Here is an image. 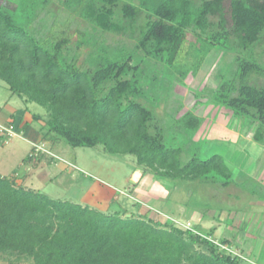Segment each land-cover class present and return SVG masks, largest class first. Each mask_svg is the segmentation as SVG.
Wrapping results in <instances>:
<instances>
[{"label": "trees", "instance_id": "trees-1", "mask_svg": "<svg viewBox=\"0 0 264 264\" xmlns=\"http://www.w3.org/2000/svg\"><path fill=\"white\" fill-rule=\"evenodd\" d=\"M52 4L0 0V79L13 95L49 111L52 147L101 144L113 155L135 156L144 174L173 190L169 205L179 202L202 218L215 211L220 220L230 211L223 197L240 198L234 190L264 203L263 184L236 183L225 157L210 152L212 141L197 139L206 119L185 110L176 92L213 51L222 53L228 67L195 92L196 104L206 100L203 106L217 109L215 120L231 115L234 123L250 122L254 141L264 143V83L258 82L264 69L243 58L264 43V0ZM101 33L135 46H112ZM131 215L54 200L0 175V255H23L32 264H241L197 251L195 244L210 243L215 228L183 232L171 217Z\"/></svg>", "mask_w": 264, "mask_h": 264}, {"label": "rangeland", "instance_id": "rangeland-1", "mask_svg": "<svg viewBox=\"0 0 264 264\" xmlns=\"http://www.w3.org/2000/svg\"><path fill=\"white\" fill-rule=\"evenodd\" d=\"M194 1L200 3L202 0ZM58 8L59 0H53L52 9ZM60 19L62 21L64 19V22L67 23L68 17H61ZM77 23L81 27L87 25L83 21H77ZM139 25L143 26L144 21L141 20ZM100 40L106 41L107 44L112 46L125 41L119 36L103 33H101ZM124 43L130 48L135 46V41L126 40ZM188 46L187 44L183 46L185 51L188 50ZM243 58L260 64L264 69V43L244 53ZM225 60H228V57L218 51H213L206 59L200 74L196 78L190 76L187 79V87H176V92L184 97L185 110H195L198 115L207 116L212 122L215 121L213 116L216 115L217 109L203 106L202 103H205L206 100L200 101L201 104L197 105L195 92L205 88L211 75H215L228 67ZM263 78L258 82L263 84ZM163 109L157 111L160 117L163 116ZM10 114L16 115L17 119L14 117L13 120L21 121L17 124L18 126L26 123L27 128H19L15 123L9 124L1 120ZM33 115H40V121H36ZM48 119L49 111L46 108L13 95L8 85L0 79V175L12 181L16 186H23L49 196L51 199L62 201H74L72 198L76 197V190L80 189L85 182L100 181L108 183L118 189L120 199L117 204L120 208L128 209L127 216L131 217L133 213L137 217L140 216L139 212L143 208V204L131 197L126 181L133 172L136 157L113 155L106 151L101 144L95 148H73L63 141L52 147L48 138H46ZM220 120L225 122L227 119L221 118L220 115L217 122ZM247 124L250 125V122ZM9 126L14 127V135L7 137L3 129L9 128ZM205 130V127H203L197 139L203 134L206 135ZM36 147H41L43 151L36 154ZM64 167H68L71 171L65 170ZM179 194L178 192L176 198L179 197L180 199ZM157 206L161 207L162 204H157ZM184 210L182 207L180 209L181 215L175 217L176 219L173 218L177 229L186 232L190 227L198 225L196 223L207 225V219L195 222L193 219L185 218L183 216ZM211 214L214 215L215 213L212 212ZM182 218L185 219L182 220ZM184 238L189 240L187 235H184ZM209 239L210 243L195 244L198 252L235 257L241 261V264H252L243 260L234 249L225 246L224 241L226 240L219 237L215 238L214 235ZM14 262L20 264L33 263L32 259L19 254L3 253L0 255V264Z\"/></svg>", "mask_w": 264, "mask_h": 264}, {"label": "crops", "instance_id": "crops-1", "mask_svg": "<svg viewBox=\"0 0 264 264\" xmlns=\"http://www.w3.org/2000/svg\"><path fill=\"white\" fill-rule=\"evenodd\" d=\"M15 116L10 114L1 120L17 125L21 121L13 120ZM204 118L206 120L203 127L206 129L204 132L206 135L203 134L202 137L212 141L210 152L225 157L233 170L236 183L241 184L252 178L264 185V143L254 141V130L250 125H242L240 122H235V125L231 115H221V118L227 119L225 122H221L223 120L212 122L207 116ZM24 125L17 126L27 128L26 123ZM64 169L71 171L68 167ZM126 181L131 197L143 204L139 212L141 216L158 219L159 215H164L173 219L181 215L180 209L183 207L185 218L193 219L195 222L207 219V225L196 224L204 226L205 229L215 228V238L226 240V245L234 249L243 260L252 264H264V203L257 198L236 193L237 191H233L232 188L231 191L240 198L224 196L223 203L230 211L222 212L220 220H217L215 211H210L207 218H202L200 213L188 211L179 202L169 205L173 190H168L163 184L157 183L151 174H144L137 166V162L133 164V172ZM76 193V197L72 198L74 201L70 202L104 213L128 214V209L120 208L117 204L120 199L119 191L111 184L100 181L85 182ZM160 203L162 206L158 207L157 204ZM116 205L119 209L114 207ZM212 212L215 214L212 215Z\"/></svg>", "mask_w": 264, "mask_h": 264}, {"label": "built area", "instance_id": "built-area-1", "mask_svg": "<svg viewBox=\"0 0 264 264\" xmlns=\"http://www.w3.org/2000/svg\"><path fill=\"white\" fill-rule=\"evenodd\" d=\"M13 129H14V127L9 126V128H7V127L4 128L3 131L6 133V136L9 137V136L14 135ZM42 151H43V149L41 147H36V149H35L36 154L41 153ZM191 228L192 227H190V229ZM223 247L226 248L225 246H223Z\"/></svg>", "mask_w": 264, "mask_h": 264}]
</instances>
